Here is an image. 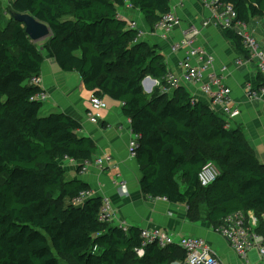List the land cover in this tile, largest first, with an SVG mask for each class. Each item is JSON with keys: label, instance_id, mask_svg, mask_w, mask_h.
Here are the masks:
<instances>
[{"label": "trees", "instance_id": "trees-1", "mask_svg": "<svg viewBox=\"0 0 264 264\" xmlns=\"http://www.w3.org/2000/svg\"><path fill=\"white\" fill-rule=\"evenodd\" d=\"M238 22L264 17V0H220ZM171 0H15L11 12L28 13L48 25L52 37L39 48L11 16L9 36L0 4V264H172L185 260L178 246L145 248L139 227L125 231L100 218L102 197L79 202L91 186L69 179L65 158L94 160L95 142L80 134L73 116L44 109L37 96L45 55L64 73L77 72L88 91L122 106L139 137L136 160L145 197L187 208L192 224L218 227L239 211L264 216V164L240 129L228 128L204 100L184 87L162 94L169 71L157 47L139 39L120 16L130 5L155 25ZM241 56H249L240 33L223 29ZM159 81L146 94V78ZM261 78V77H260ZM219 176L204 188L199 175L208 165ZM79 171V170H78ZM205 217V221L204 218ZM259 233L264 236V221ZM96 249V250H95Z\"/></svg>", "mask_w": 264, "mask_h": 264}, {"label": "crops", "instance_id": "crops-1", "mask_svg": "<svg viewBox=\"0 0 264 264\" xmlns=\"http://www.w3.org/2000/svg\"><path fill=\"white\" fill-rule=\"evenodd\" d=\"M171 2L174 6L177 4L176 0ZM176 14L180 25L170 40H164L139 10L130 5L120 10V16L129 23L137 24L142 32V40L151 47H157L169 69L175 72H179L178 64L185 53L172 55L170 45L182 39L184 32L192 27L201 30L195 46L215 58L216 69L227 67L225 83L232 90L234 106L241 112L234 127L241 130L258 159L264 164V101H252L245 91L247 84L256 88L264 87V74L259 72L257 61L238 54L235 44L225 38L223 29L211 18L210 10L201 0L187 1L177 8ZM248 28L264 51V17L253 19ZM238 59H242L244 64L238 65ZM41 77L43 91L47 95L44 109L65 113L78 119L83 125L80 134L95 142L97 152L94 159L105 155L113 158L109 167L92 168L86 175L79 174L75 164L69 165L67 169L69 179L83 180L91 186V191L96 196L110 199L111 224L126 229L160 227L177 237H202L212 244L224 262L241 264L227 242L214 230L188 221L185 207L171 204L164 199H150L142 194L141 169L137 160L130 157L131 124L124 116L119 103L103 98L106 108L98 113L99 123L93 124L89 121L88 114L92 109L91 100L94 93L86 89L80 74L64 73L55 60L45 55ZM184 87L194 95V88L187 85ZM197 99L205 101L202 96ZM120 174L128 182L126 189L119 186L117 176ZM256 255L254 263L258 261V254ZM172 263L183 264V260H174Z\"/></svg>", "mask_w": 264, "mask_h": 264}, {"label": "built area", "instance_id": "built-area-1", "mask_svg": "<svg viewBox=\"0 0 264 264\" xmlns=\"http://www.w3.org/2000/svg\"><path fill=\"white\" fill-rule=\"evenodd\" d=\"M177 4H171V12L165 15L154 27L155 31L160 34L164 40H170L171 35L180 25V19L176 14L177 8L184 5L189 0H176ZM208 7L211 18L222 29H236L241 35L242 46L249 53V59L257 61V68L260 73L264 74V51L259 41L254 37L248 28V24L238 22V15L231 5L222 3L220 0H201ZM208 25V23H206ZM131 28L138 29L136 23H132ZM201 35V30L190 28L184 32L182 39L175 41L170 45V53L179 55L185 53L184 58L179 61L178 71H168L165 83H161L152 78H146L142 85L145 91H153L156 87H161L162 94H169L182 86L194 88V98L202 96L212 110L221 116L228 128H235V122L241 116L240 110L234 106L231 88L225 83V76L228 72L227 67L219 70L215 67V58L208 55L195 46L196 40ZM139 39H142V32L139 30ZM238 65H243L242 59L237 60ZM31 83L42 86V77L36 76L31 79ZM245 91L248 97L253 101H264V87L256 88L252 84H247ZM37 99L45 102L47 95L42 93ZM92 109L88 114V119L93 124L99 123L98 113L106 108L103 98L96 96L91 100ZM129 143L130 157L136 159L137 149L139 148V137L131 133ZM113 162L111 156L94 160H87L81 164L65 158L63 165L68 168L69 165H77L78 172L86 175L92 168L104 169L109 167ZM219 176V170L213 164H208L199 175V181L202 187L207 188L213 184ZM119 186L126 189L128 182L117 176ZM96 196L93 191L81 194L79 202L86 198ZM152 199V198H150ZM111 201L108 197L102 198V209L100 218L103 222H112ZM263 218H259L252 211H239L227 216L221 224L214 229L215 233L224 239L241 264H264V236L259 233V227ZM125 231V227H121ZM141 247L136 250L139 257H143L145 248L150 245H157L159 248L166 249L169 246H178L186 255L183 264H228L224 262L218 251L205 238L196 236L177 237L174 233L160 228L150 227L142 229L140 233ZM96 250V249H95ZM255 251L258 254V261L251 262L250 255Z\"/></svg>", "mask_w": 264, "mask_h": 264}, {"label": "water", "instance_id": "water-1", "mask_svg": "<svg viewBox=\"0 0 264 264\" xmlns=\"http://www.w3.org/2000/svg\"><path fill=\"white\" fill-rule=\"evenodd\" d=\"M11 16L15 22L24 26L26 34L33 43L38 44L40 42L47 41L52 37V31L50 27L36 19L31 14L11 12ZM144 92L146 94L151 93V91L147 92L145 90Z\"/></svg>", "mask_w": 264, "mask_h": 264}, {"label": "rangeland", "instance_id": "rangeland-1", "mask_svg": "<svg viewBox=\"0 0 264 264\" xmlns=\"http://www.w3.org/2000/svg\"><path fill=\"white\" fill-rule=\"evenodd\" d=\"M14 2H15V0H0L2 15L5 17V21H4V23L2 25V28H1V36L2 37H7L10 34V31H11V25H10L11 24V21H10L11 20V16H10V12L12 10V4ZM45 42L46 41L38 43L37 44L38 47L41 48L44 45ZM185 212L187 214V208L185 209ZM203 218H204V221H205V217L204 216H203ZM198 226H204V228H209L211 230H214V229L217 228L216 226L215 227L211 226L206 221L204 223H200V225H198ZM256 257H257L256 253H252L250 255L251 262H254ZM172 264H174V263H172Z\"/></svg>", "mask_w": 264, "mask_h": 264}]
</instances>
